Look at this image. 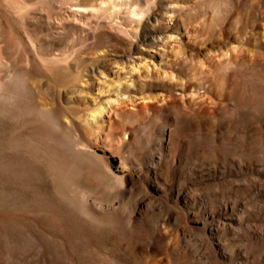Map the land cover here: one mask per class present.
I'll return each mask as SVG.
<instances>
[{"label":"rangeland","instance_id":"1","mask_svg":"<svg viewBox=\"0 0 264 264\" xmlns=\"http://www.w3.org/2000/svg\"><path fill=\"white\" fill-rule=\"evenodd\" d=\"M0 45V264H264V0H0Z\"/></svg>","mask_w":264,"mask_h":264},{"label":"bare ground","instance_id":"2","mask_svg":"<svg viewBox=\"0 0 264 264\" xmlns=\"http://www.w3.org/2000/svg\"><path fill=\"white\" fill-rule=\"evenodd\" d=\"M76 8H77V7H76ZM133 12L136 13L137 10L134 9ZM114 27H115L117 30H122V29H123V27H122L121 25H114ZM125 33H126L127 35H130V33H129L128 31H126ZM0 63L8 64V61H7V59H6V57H5L4 53H3V51L1 50V45H0ZM4 76H5V74H4V73H1V74H0V79H2ZM115 101H116V100H113V101H111V102L109 101V103H111L110 105H113L112 103H116ZM102 109H103V107H100V108H99V110H102Z\"/></svg>","mask_w":264,"mask_h":264}]
</instances>
